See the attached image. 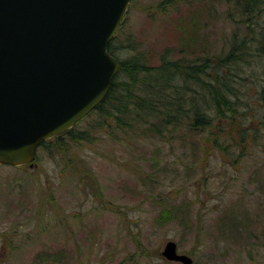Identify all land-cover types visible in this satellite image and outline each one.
<instances>
[{"label":"rangeland","instance_id":"1","mask_svg":"<svg viewBox=\"0 0 264 264\" xmlns=\"http://www.w3.org/2000/svg\"><path fill=\"white\" fill-rule=\"evenodd\" d=\"M231 12L226 0H130L119 40L153 66L168 49L218 55ZM116 132L41 147L33 166L0 164V264H168L170 240L193 264H264V147L238 160L186 128L164 139L115 141Z\"/></svg>","mask_w":264,"mask_h":264},{"label":"water","instance_id":"2","mask_svg":"<svg viewBox=\"0 0 264 264\" xmlns=\"http://www.w3.org/2000/svg\"><path fill=\"white\" fill-rule=\"evenodd\" d=\"M130 0H0V164L33 162L74 127L120 71L109 44ZM163 257L193 264L170 240Z\"/></svg>","mask_w":264,"mask_h":264},{"label":"trees","instance_id":"3","mask_svg":"<svg viewBox=\"0 0 264 264\" xmlns=\"http://www.w3.org/2000/svg\"><path fill=\"white\" fill-rule=\"evenodd\" d=\"M226 1L235 9L229 18L234 28L228 47L218 55L173 58L168 49L153 66L134 53V43L119 40V28L108 50L120 60V71L106 98L79 122L96 116L98 126L76 132L78 123L40 148L51 152L69 140H91L93 131L106 125L116 128L115 141L164 139L165 131L186 128L207 134L209 151L237 150L238 160H258L254 151L264 147V0ZM121 50L129 55L120 56Z\"/></svg>","mask_w":264,"mask_h":264}]
</instances>
